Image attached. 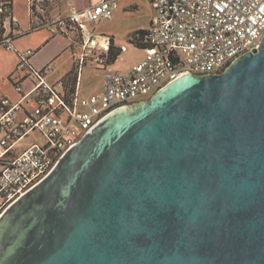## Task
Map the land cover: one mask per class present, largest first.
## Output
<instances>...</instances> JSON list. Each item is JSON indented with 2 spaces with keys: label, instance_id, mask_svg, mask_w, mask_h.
<instances>
[{
  "label": "water",
  "instance_id": "water-1",
  "mask_svg": "<svg viewBox=\"0 0 264 264\" xmlns=\"http://www.w3.org/2000/svg\"><path fill=\"white\" fill-rule=\"evenodd\" d=\"M0 264H264V38L88 130L0 216Z\"/></svg>",
  "mask_w": 264,
  "mask_h": 264
},
{
  "label": "built area",
  "instance_id": "built-area-1",
  "mask_svg": "<svg viewBox=\"0 0 264 264\" xmlns=\"http://www.w3.org/2000/svg\"><path fill=\"white\" fill-rule=\"evenodd\" d=\"M29 1L32 29L77 36L76 82L51 81L52 61L38 68L31 62L34 51L19 52L12 77L17 97L0 98V216L110 113L150 99L185 73H223L264 38V0H151V24L128 38L144 50V58L123 70L111 61L113 38L97 31L100 21L119 8V0L71 6L51 21L39 16L46 0ZM18 28L12 2L0 0V45L15 51ZM87 66L103 71V87L84 95L80 78Z\"/></svg>",
  "mask_w": 264,
  "mask_h": 264
},
{
  "label": "crops",
  "instance_id": "crops-1",
  "mask_svg": "<svg viewBox=\"0 0 264 264\" xmlns=\"http://www.w3.org/2000/svg\"><path fill=\"white\" fill-rule=\"evenodd\" d=\"M98 0H46L42 6L41 11H39V16L43 18L45 21H51L59 16L65 15L70 11L71 6H76L78 9H83L91 4L96 3ZM124 1V0H122ZM119 0V8L116 12L111 16L112 18H103L100 23L97 25V31L103 34L110 35L113 38V42L117 47H126V51H122L120 57L114 62V67L128 70L131 69L136 63L144 58V50L142 48L135 47L128 43V38L132 36L135 32L140 29L147 28L152 22V19L155 15L154 10L151 6V0H127V3L121 4L122 2ZM45 3H47L45 5ZM18 4H25V9L29 6V0H12V7L14 15L16 16L19 27L21 25L20 17L22 18V12L19 11ZM129 8V10H127ZM138 11L147 10L148 14H143L141 19V23L136 25V27L129 28L126 21V28L123 30L118 27V24H108L107 22L110 20H114L117 23L124 17L123 15L133 13L130 9ZM19 14V15H18ZM30 14V25L32 27V17H31V8L29 10ZM20 16V17H18ZM115 16V17H114ZM45 30L48 29L51 32V36H47L46 43L43 44L44 41L37 43L36 46L38 48L34 51V55L32 57L33 65L36 67H42L47 62L52 61L54 64V71L49 75V79L51 81H58L61 79H66L71 83L76 82V73H75V61L76 55L78 52V39L75 34L62 35L58 33L52 32L49 28H41L34 30ZM43 44V45H41ZM19 55L20 50L16 48L15 50ZM132 51V52H131ZM11 56V65L13 66L9 73L13 70L14 66L18 62V58L15 54H13L12 50H5ZM83 70L80 78V89L84 95L93 94L101 91L103 87V79L99 81V85L97 87H93L88 83V79L85 78V70ZM12 75V74H11ZM3 96L17 97L16 91H14L13 95L0 93V98Z\"/></svg>",
  "mask_w": 264,
  "mask_h": 264
},
{
  "label": "rangeland",
  "instance_id": "rangeland-1",
  "mask_svg": "<svg viewBox=\"0 0 264 264\" xmlns=\"http://www.w3.org/2000/svg\"><path fill=\"white\" fill-rule=\"evenodd\" d=\"M20 2H21V0H20ZM126 3H127V0H124L121 2V4H124V5ZM46 4L47 3H45V5ZM18 5H19L20 13L22 12V18L20 16H18V17H20L19 19L21 21V25L18 29H16L14 31L15 46L20 51L21 50H23V51H25V50L35 51L38 48V46H36L37 43L44 41L43 44H45L46 40H43V39H47L46 37L51 36L52 34L48 29H45V30L44 29L43 30L32 29V27L30 25V14H29L30 8H29V6L27 7V9H25V4H18ZM130 9L133 11V13L123 15L124 17L119 21V23H117L113 19L108 21L107 23L112 24V25L118 24V27H120L121 29L124 30L126 28V21H127L128 27L131 29V28L136 27V25L141 23V19L143 17V14L146 15L149 13L147 10H144V13H143V11L136 12V10H134L132 8H130ZM127 10H129V8H127ZM111 18L112 17H109V19H111ZM43 44H41V45H43ZM5 50H8V49H6L2 45H0V93L13 95L15 89H14V85L12 82V77H14L16 74L17 64L14 66L11 73L8 74L10 69L13 66L11 65V61H10L11 56H10V54L3 52ZM12 51H13V54H15L17 56L18 61H19L20 57L17 54V52L14 50H12ZM31 62H32V59H31ZM38 68H40V67H38ZM75 73H76V71H75ZM11 74H12V76H11ZM103 76H104V73L102 70H98L92 66H87V69L85 70V78L88 79V83L93 87H97L99 85V81H101L103 79Z\"/></svg>",
  "mask_w": 264,
  "mask_h": 264
},
{
  "label": "trees",
  "instance_id": "trees-1",
  "mask_svg": "<svg viewBox=\"0 0 264 264\" xmlns=\"http://www.w3.org/2000/svg\"><path fill=\"white\" fill-rule=\"evenodd\" d=\"M12 2V0H10ZM136 33V32H135ZM134 33V34H135ZM122 53V48L120 47H117L115 45H113V49H112V52H111V61L112 62H115L118 58V56Z\"/></svg>",
  "mask_w": 264,
  "mask_h": 264
}]
</instances>
